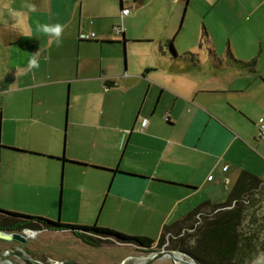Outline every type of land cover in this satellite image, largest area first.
<instances>
[{
  "label": "crops",
  "instance_id": "obj_1",
  "mask_svg": "<svg viewBox=\"0 0 264 264\" xmlns=\"http://www.w3.org/2000/svg\"><path fill=\"white\" fill-rule=\"evenodd\" d=\"M205 2V51L179 55L174 38H168L159 45L158 64L131 71L125 27L123 33L115 27L124 26L132 12L121 18L122 7L134 8L143 0H0V93H5L9 110L14 95L31 91L35 99L48 78L76 84L71 85L70 160L59 152L9 149L58 161L64 157L63 163L77 166L86 176L108 174L109 187L81 191L98 200L105 197V204L113 199L121 208H134L132 222L145 224L140 233L151 231L158 237L165 225L201 203L216 204V189L235 183L242 170L263 177L264 137L258 133L261 118L264 124V0ZM57 22L65 25L62 42L50 46L48 37L35 31L36 24ZM89 33L95 37L81 38ZM119 43L124 66L119 55L106 54ZM35 53L38 69L28 64ZM234 58L255 62L242 68ZM108 80L116 86H105ZM44 96L40 92L37 102L22 106L32 119L35 113L40 119L36 107L45 104ZM143 119L148 121L145 127ZM4 182L10 183V177ZM197 198L205 200L195 206Z\"/></svg>",
  "mask_w": 264,
  "mask_h": 264
},
{
  "label": "rangeland",
  "instance_id": "obj_2",
  "mask_svg": "<svg viewBox=\"0 0 264 264\" xmlns=\"http://www.w3.org/2000/svg\"><path fill=\"white\" fill-rule=\"evenodd\" d=\"M132 1L128 0V3ZM208 9L205 0H190L186 8L185 0H178V2L175 0H143L141 4L136 3L134 8H131L130 16L124 19L125 36L128 40L125 44L127 68L130 67L131 71H138L145 63L158 64L157 60H161L159 45L161 41L168 38H174L173 46L179 55L190 51L200 53L205 51ZM89 20L94 21L95 18ZM116 36L112 32V37ZM89 48L91 47H87ZM107 49L106 54L119 55L122 66H124L122 44H114ZM98 51L95 50V54H98ZM47 80L49 83L38 89L39 93L35 99L31 91L20 97L14 95L12 100L10 99L12 102L10 110L7 99L4 97L5 93H0V185L2 188L0 208L44 216L63 223L97 224L129 235L148 236L157 240L159 235H153L151 231L149 235L140 233V230L145 228V224L132 222L131 215L134 208H121L113 199L105 204V197L98 200L89 191L86 193L81 191L82 188L90 190L109 187L110 176L108 174L88 172L90 176H86L80 168L70 163H63V161L50 159L47 156H33L10 150L20 148L26 152L39 154L42 152L40 150L59 152V156L64 155L69 159L67 155L69 146L71 150L73 149V144L69 145L68 142L69 118L72 111L70 107L75 100L74 91L73 95L71 94V85L74 87L76 84L75 82L72 84L57 83L51 78ZM40 92L45 95V104L36 107L40 113V119L36 113L35 119H32L31 113H27L23 107L30 105L33 101L37 102ZM81 99L86 101L85 97ZM16 117H22L23 120H17ZM42 154L48 155L49 153ZM123 161H126V158ZM6 176L10 177V183L7 185L4 182ZM30 182L34 184L32 187L29 186ZM52 184L56 185V190L52 189ZM233 185L234 181L228 188L223 185L218 187L215 202H225ZM5 188L7 189L6 195ZM200 195L205 196V192ZM258 197L260 202L255 207L257 221L252 223L254 218L248 216L243 222L245 229L263 222L264 195H258ZM200 200L197 198L195 206L205 199ZM35 231L34 229L28 230L29 236L23 243L0 239V255L10 258L17 264H52L58 261L82 264H142L140 256L168 249V242L162 246H157L155 243L150 249L117 241L94 247L77 240L76 236L68 230ZM12 251L16 254H12ZM151 264L174 263L170 258L163 257Z\"/></svg>",
  "mask_w": 264,
  "mask_h": 264
},
{
  "label": "trees",
  "instance_id": "obj_3",
  "mask_svg": "<svg viewBox=\"0 0 264 264\" xmlns=\"http://www.w3.org/2000/svg\"><path fill=\"white\" fill-rule=\"evenodd\" d=\"M169 43L171 45L172 40H169ZM172 50L175 52L173 47ZM186 56L196 57L195 53H187ZM233 60L242 68L252 66L255 62L235 58ZM59 159L67 161L64 157ZM74 163L84 164L77 161ZM258 195H264V176L260 177L248 170H242L225 202L201 203L181 219L165 225L157 240L148 236L129 235L97 224L63 223L44 216L2 208L0 230L9 232H21L25 228L68 230L94 247L117 241L150 249L155 243L162 246L168 242V249L183 250L192 255L199 264H254L257 257L264 253V219L260 225L254 224L253 227L246 229L243 222L250 216L254 218L251 222L256 223L258 217L255 215L257 211L255 207L260 202Z\"/></svg>",
  "mask_w": 264,
  "mask_h": 264
},
{
  "label": "water",
  "instance_id": "obj_4",
  "mask_svg": "<svg viewBox=\"0 0 264 264\" xmlns=\"http://www.w3.org/2000/svg\"><path fill=\"white\" fill-rule=\"evenodd\" d=\"M116 84H117L116 81L108 80L105 83V86L112 87V86H116ZM27 230H32V229L25 228L21 232H9V231L0 230V239L15 240L23 243L26 242L27 237L29 236ZM12 254H16V253L12 251ZM163 257L170 258L174 264H199L192 255H190L189 253L183 250H178V249L177 250L162 249L161 251L149 255L140 256L139 258L141 259L142 264H151L157 259ZM127 258H125V260ZM0 264H17V263L13 262L10 258H6V257L4 258L3 255H0ZM52 264H82V263L71 262V261H58Z\"/></svg>",
  "mask_w": 264,
  "mask_h": 264
},
{
  "label": "clouds",
  "instance_id": "obj_5",
  "mask_svg": "<svg viewBox=\"0 0 264 264\" xmlns=\"http://www.w3.org/2000/svg\"><path fill=\"white\" fill-rule=\"evenodd\" d=\"M65 25L57 22V23H37L35 31L38 33L43 34L44 36L48 37V43L51 46L53 43L56 46H60L62 42V36L64 33ZM38 53V52H37ZM37 53L31 54V59L29 60L28 64L29 67L32 69L39 68V61L37 57ZM15 90V83L9 85V91ZM254 264H264V254L254 261Z\"/></svg>",
  "mask_w": 264,
  "mask_h": 264
},
{
  "label": "built area",
  "instance_id": "obj_6",
  "mask_svg": "<svg viewBox=\"0 0 264 264\" xmlns=\"http://www.w3.org/2000/svg\"><path fill=\"white\" fill-rule=\"evenodd\" d=\"M131 8L130 7H122L121 9V18H124L128 14H130ZM115 30L117 33H123L124 31V26L123 22L119 24L118 26L115 27ZM95 37V33H89V34H81L82 39H92ZM260 130H259V136L263 137L264 136V124H263V118L260 119ZM148 121L147 119H143L141 125L145 127L147 125Z\"/></svg>",
  "mask_w": 264,
  "mask_h": 264
},
{
  "label": "bare ground",
  "instance_id": "obj_7",
  "mask_svg": "<svg viewBox=\"0 0 264 264\" xmlns=\"http://www.w3.org/2000/svg\"><path fill=\"white\" fill-rule=\"evenodd\" d=\"M28 231V230H27ZM28 233V232H27ZM29 235V234H28Z\"/></svg>",
  "mask_w": 264,
  "mask_h": 264
}]
</instances>
